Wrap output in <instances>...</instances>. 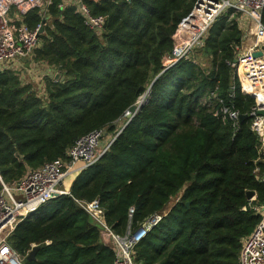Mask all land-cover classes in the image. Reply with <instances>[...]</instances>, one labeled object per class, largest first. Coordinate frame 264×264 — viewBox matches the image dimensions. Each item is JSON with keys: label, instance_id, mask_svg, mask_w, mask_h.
Masks as SVG:
<instances>
[{"label": "trees", "instance_id": "1", "mask_svg": "<svg viewBox=\"0 0 264 264\" xmlns=\"http://www.w3.org/2000/svg\"><path fill=\"white\" fill-rule=\"evenodd\" d=\"M61 1L50 6V20L41 9L26 16L44 26L41 45L24 62L47 69L41 85L28 82L26 68L0 70V175L11 184L68 159L76 140L95 129L117 137L72 179L70 193L18 224L11 246L24 264H114L113 247L79 203L99 199L118 233L163 215L136 245V264H239L243 239L262 217L254 206L264 204V151L248 116L255 99L231 65L242 44L237 19L220 16L202 48L163 71L196 0H85L106 17L101 30ZM203 48L209 68L193 57ZM224 104L247 118L237 127L224 122L212 110Z\"/></svg>", "mask_w": 264, "mask_h": 264}, {"label": "built area", "instance_id": "2", "mask_svg": "<svg viewBox=\"0 0 264 264\" xmlns=\"http://www.w3.org/2000/svg\"><path fill=\"white\" fill-rule=\"evenodd\" d=\"M53 3L54 0H0V70H4L8 63L19 60L24 65L26 60L32 59L42 43V23L33 27L26 21V16L34 9H41L45 19H49L48 11ZM69 5L76 6L89 27L96 30L104 27L106 17L93 14L85 0H62L60 3L62 8ZM227 12L244 16L242 20L237 17V21L242 30V40L244 37L247 44H241L231 65L235 77L255 99L248 116L251 117V128L259 138V148L264 151V0H196L174 35L171 52L163 58V71L184 58H191L195 50L203 47L213 24ZM246 19L253 21L255 26L247 27ZM257 52L260 54L257 55ZM147 94L136 102L139 108L146 101ZM212 110L224 122L231 120L236 127L241 122L242 114L229 105H221L218 109L212 106ZM126 115L133 116L134 113L128 110ZM116 137L117 134L111 136L104 128L95 129L76 140L68 151V159H56L36 169H29L20 180L11 184L5 183L0 175L3 185L0 191V264H24V256L9 241L18 224L50 199L70 193V188L64 186V182L96 163L109 150ZM79 203L100 226L104 242L113 247L114 264H136V245L163 217L156 213L138 228L129 227L122 234L107 222L105 209L99 199L82 200ZM254 208L262 217L253 231L243 239L239 264H264V204ZM134 211L135 208L130 207V217Z\"/></svg>", "mask_w": 264, "mask_h": 264}, {"label": "rangeland", "instance_id": "3", "mask_svg": "<svg viewBox=\"0 0 264 264\" xmlns=\"http://www.w3.org/2000/svg\"><path fill=\"white\" fill-rule=\"evenodd\" d=\"M230 17H232V18L234 17L236 19L238 17L239 20L240 19L242 20L244 16L242 14H239V15L238 14H235V15H231L230 14ZM46 20H48V19H46ZM246 22H247V27L253 28V26H255L254 22L251 21L250 19H246ZM242 43H243L242 46L247 44V40L244 37H243ZM193 57H194V59L196 61L200 62L202 66H204L205 68H209V66H210V63H209L210 56H209L208 52L204 48L202 50H199V51L195 52ZM9 68L14 69L15 71H18V72L23 71L24 68L28 69V71H29L28 82L30 81L29 83H33L35 85L37 84V86L41 85V83L39 81L42 78L46 77V74H45V71H44V68H43L42 65L39 66V65H36V64H32V66H29V65H27L25 63L24 65L21 64V66H18L17 64L14 66L13 64H11V66ZM142 99H143V97L140 98L139 101H141ZM204 102H206L205 98H204ZM259 170L260 169L258 168L257 171L259 172ZM69 180H66V184L67 185H70ZM253 197L255 198V196H253ZM254 198H252V199H254ZM173 201H174V199H173Z\"/></svg>", "mask_w": 264, "mask_h": 264}, {"label": "water", "instance_id": "4", "mask_svg": "<svg viewBox=\"0 0 264 264\" xmlns=\"http://www.w3.org/2000/svg\"><path fill=\"white\" fill-rule=\"evenodd\" d=\"M128 1H132V0H128ZM46 21V19L44 20V22ZM43 25H42V27H41V32L43 31ZM257 55L258 54H260L259 52H257L256 53ZM138 109H139V105L137 104V103H134V104H132L130 107H129V111L131 112V113H136L137 111H138ZM247 118V115H245V114H242L241 116H240V121L242 122V121H244L245 119ZM127 124V123H126ZM126 124L124 125V127L126 126ZM123 127V128H124ZM0 131H2V127H0ZM247 196H248V198L249 199H252V198H254L253 196H255V192L254 191H252V190H250V191H248L247 192ZM187 204H190V202H188ZM41 246L40 245H35L31 250H30V252H29V254H28V258L29 259H36V254H37V251H38V249L40 248Z\"/></svg>", "mask_w": 264, "mask_h": 264}, {"label": "crops", "instance_id": "5", "mask_svg": "<svg viewBox=\"0 0 264 264\" xmlns=\"http://www.w3.org/2000/svg\"><path fill=\"white\" fill-rule=\"evenodd\" d=\"M12 64H13L14 66H15L16 64H17L18 66H21V64H23V63H22L21 61L17 60V61H15V62L12 63ZM9 65L11 66V64H9V63L6 64V65H5V69H6V68H9V67H10ZM42 66H43V65H42ZM43 67H44V66H43ZM24 70H25V69H24ZM46 70H47V69L44 68L45 74H46V75H49V74H48L49 72H47ZM71 181H72V179L69 180V183H71ZM64 186H67L68 188H70V185H67L66 182H64Z\"/></svg>", "mask_w": 264, "mask_h": 264}]
</instances>
